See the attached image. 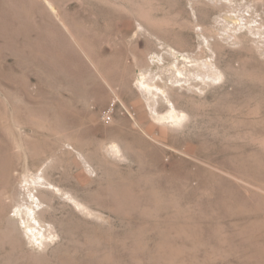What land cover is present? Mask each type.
<instances>
[{
    "label": "rangeland",
    "instance_id": "obj_1",
    "mask_svg": "<svg viewBox=\"0 0 264 264\" xmlns=\"http://www.w3.org/2000/svg\"><path fill=\"white\" fill-rule=\"evenodd\" d=\"M228 7L251 21L237 41ZM260 27L264 0H0V264H264ZM170 46L226 77L184 102L178 152L134 126L124 84L153 53L182 62Z\"/></svg>",
    "mask_w": 264,
    "mask_h": 264
},
{
    "label": "bare ground",
    "instance_id": "obj_2",
    "mask_svg": "<svg viewBox=\"0 0 264 264\" xmlns=\"http://www.w3.org/2000/svg\"><path fill=\"white\" fill-rule=\"evenodd\" d=\"M48 5H49L51 11L56 14V12H57L56 7L51 2H49V1H48ZM232 9L233 8H231V7H228L227 9H225L226 19L220 18V20L222 22L227 23V25H229L228 26V29L226 30V28H227L226 27L225 28V31L223 33L226 36H228V38L237 41L240 36L236 32L239 31V30H241V29L243 30L244 27H248V25L251 23V21L246 18L247 16H243V15L238 16V15H235L234 13L236 11H234ZM261 26H263V25H261ZM259 29L260 30L261 29L264 30V27H260ZM259 29H258V32H259ZM262 32L264 33V31H262ZM222 35L220 33H218V35H216V36H218V38L219 37L222 38ZM204 38H206V34L204 35ZM243 38H244V36H243ZM244 41H246V40H244ZM169 48L171 49V51L174 52V54L177 57L179 55L182 56L183 61L180 62L178 60V58L175 59V58H172V57H167L161 51H159V52H157L155 54L152 52L153 53V56H151V57H149L150 55L148 56V60L146 62V66H144L145 68L141 69L137 74L135 73L133 75V85H131V81L128 80V79L127 80H124V84H125L126 88L128 89L127 91H129L130 98H132V100H133V104L132 105H133L134 109H136L142 115V120L143 121H137L136 120L134 126H137L142 131V133H143L144 136L150 138L151 140H153L157 144H161V145H164V146L166 145V146L170 147V145L167 142H169V140H173V143L174 144L170 148H172L173 151L176 150L175 152H178L179 150L176 148V146L178 145L177 143H180V142H179L178 138H176L175 136L170 135V133H172V132L173 133L174 132L175 133L182 132V130H184L185 128L189 127L190 123L194 119L193 114L191 113L189 107H187V106L185 107L184 106V102L187 103V105H189V104L194 105L195 104V101L193 100L194 97L196 95L203 94L208 87H211L210 85H211V83H213V81L219 80V78H221L224 75L225 71L223 69H220V67L217 64V62L214 61L211 58L212 55L210 57L207 56L209 54L204 55L205 52H207V51L198 50L199 51L198 53L194 52L196 54H191V53H188V52L183 51V49H180L179 47L170 46ZM211 51H213V50H211ZM261 51H262V49H261ZM168 61H170V62H168ZM155 63H159L162 66L164 64H167V63H170V64H168L169 66L166 67V68L163 67V69H164L163 72L161 71V73H155L153 71V66H154ZM171 63H175L173 67L170 66V65H172ZM181 66H183V68L189 69L190 71L185 72V70H183V68H181ZM224 78H226L225 75H224ZM197 118H199V117H197ZM127 134H129V132ZM127 134L125 132L123 134H121L124 137V141H125V138L129 137V136H127ZM156 134L158 136H156ZM140 138H138V139H140ZM138 139L137 140L134 139L133 141H132V139L131 140L128 139L125 142H129V144H132V145H135L137 143L147 142L146 140L143 141V138L140 139V140H138ZM121 140H123V139H121ZM113 143H114V141H113ZM122 143H123V141H122ZM121 144H119V142L118 143H114L109 148V152L113 153V155L116 156V158L118 157V158H121L123 160V159L127 158L128 156L120 148L121 147ZM147 146H150V148L152 147L151 144L149 145L148 143H147ZM182 153H184L187 156H194L193 153H190L187 150L185 152L182 151ZM195 157H196V155H195ZM25 177H27V176H25ZM45 177H46V175L44 176V178ZM41 178H42V176H41ZM28 182H30V181H28ZM32 182L35 183L36 186H37V184L38 185L39 184L41 185L43 183H46L47 184V182H45L44 179H43V181H41L39 179H36V180H34ZM42 186H44V185H42ZM253 186H255V185H253ZM49 187H51V186H49ZM120 190H122V189H120ZM73 199L74 198H72V200ZM74 202L78 206V208L81 207L82 204H80L77 201H74ZM117 203L118 202H116V204ZM86 207H87V205H86ZM82 209L83 208L81 207V210ZM139 241H140V239H139ZM137 248H139V247L137 246ZM187 249H188V247H187ZM182 253H184V252H182ZM156 256H158V255H156Z\"/></svg>",
    "mask_w": 264,
    "mask_h": 264
}]
</instances>
